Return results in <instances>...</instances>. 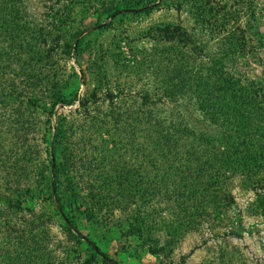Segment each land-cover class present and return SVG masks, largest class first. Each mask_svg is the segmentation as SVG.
<instances>
[{
    "label": "rangeland",
    "instance_id": "rangeland-1",
    "mask_svg": "<svg viewBox=\"0 0 264 264\" xmlns=\"http://www.w3.org/2000/svg\"><path fill=\"white\" fill-rule=\"evenodd\" d=\"M262 204L264 0H0V264H264Z\"/></svg>",
    "mask_w": 264,
    "mask_h": 264
},
{
    "label": "trees",
    "instance_id": "trees-1",
    "mask_svg": "<svg viewBox=\"0 0 264 264\" xmlns=\"http://www.w3.org/2000/svg\"><path fill=\"white\" fill-rule=\"evenodd\" d=\"M17 97H15L12 93H8L7 94V99L11 100V102H14L16 100ZM147 100V99H146ZM27 106L29 108H35L38 106L37 102L35 101V99L33 98H27ZM44 110L47 111L46 108L43 107ZM48 157L50 159H48V170H49V183H48V194H49V198L52 200L56 210L58 211L60 217L63 219V221L65 223H68V216H67V212H66V208L60 198L59 195V180L57 177V173H56V168H57V164H56V160H55V156L52 150H50V152L48 153ZM208 163L204 164V167L201 169L202 172V176L204 175V177L206 178L207 175L209 174L210 171H208L210 167H208ZM189 167V166H188ZM188 174L187 175H183L182 174V178L181 180L178 181H174L173 183H169L164 184L163 188L164 191L162 190V193L167 196L170 200L177 198V199H181L183 204H186L188 202L194 203L196 205V202L198 204H204L205 201H202V203L200 202V198L204 193L211 192V190L213 188H217V186H215L214 183H211V181H207V180H201L202 178L198 176H194L195 170L192 169L191 167L188 168ZM207 179V178H206ZM214 192V191H213ZM216 208H219L220 206H224L225 203H227V206H231L233 203L232 199L228 200L225 198L222 200V204L219 200H216ZM200 202V203H199ZM262 210L264 211V205L262 204ZM239 228V227H237Z\"/></svg>",
    "mask_w": 264,
    "mask_h": 264
}]
</instances>
